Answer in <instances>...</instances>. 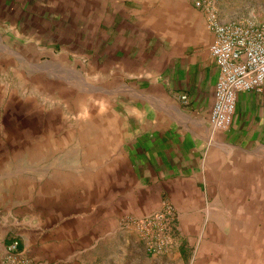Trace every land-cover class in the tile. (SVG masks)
Returning <instances> with one entry per match:
<instances>
[{
    "label": "crops",
    "instance_id": "crops-1",
    "mask_svg": "<svg viewBox=\"0 0 264 264\" xmlns=\"http://www.w3.org/2000/svg\"><path fill=\"white\" fill-rule=\"evenodd\" d=\"M251 4L264 27V0ZM216 10L246 21L228 0ZM0 32L28 65L75 67L113 97L117 180L135 216L172 205L177 264H264V86L237 93L229 128L210 126L218 68L192 0H25Z\"/></svg>",
    "mask_w": 264,
    "mask_h": 264
},
{
    "label": "rangeland",
    "instance_id": "rangeland-1",
    "mask_svg": "<svg viewBox=\"0 0 264 264\" xmlns=\"http://www.w3.org/2000/svg\"><path fill=\"white\" fill-rule=\"evenodd\" d=\"M24 1L0 0V20ZM228 1L237 16L252 17L253 0ZM4 33L0 264H150L148 253L158 257L151 264H177L173 254L183 236L175 214L168 249L148 251L136 224L148 215L129 211L117 180L113 97L90 88L75 67L53 72L47 61L28 65ZM197 253L196 243L189 263Z\"/></svg>",
    "mask_w": 264,
    "mask_h": 264
},
{
    "label": "built area",
    "instance_id": "built-area-1",
    "mask_svg": "<svg viewBox=\"0 0 264 264\" xmlns=\"http://www.w3.org/2000/svg\"><path fill=\"white\" fill-rule=\"evenodd\" d=\"M217 1L192 3L205 14L206 26L213 34L209 50L218 68L209 123L213 129L224 130L232 123L237 93L263 89L264 27L247 21L220 20ZM174 222L173 207L168 202L159 211L138 220V233L148 251L162 253L168 249L176 229Z\"/></svg>",
    "mask_w": 264,
    "mask_h": 264
}]
</instances>
